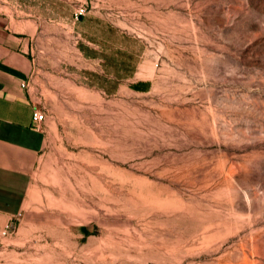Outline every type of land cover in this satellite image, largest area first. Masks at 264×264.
I'll list each match as a JSON object with an SVG mask.
<instances>
[{"label":"rangeland","instance_id":"374dc122","mask_svg":"<svg viewBox=\"0 0 264 264\" xmlns=\"http://www.w3.org/2000/svg\"><path fill=\"white\" fill-rule=\"evenodd\" d=\"M0 4L86 8L104 58L40 62L44 146L0 264H264V0Z\"/></svg>","mask_w":264,"mask_h":264},{"label":"crops","instance_id":"0c3cea01","mask_svg":"<svg viewBox=\"0 0 264 264\" xmlns=\"http://www.w3.org/2000/svg\"><path fill=\"white\" fill-rule=\"evenodd\" d=\"M21 12L0 4V213L9 216L21 210L29 184L28 166L44 146L43 131L32 120L33 109L39 107L30 95L43 72L40 62L62 59L53 56L52 49L63 55L69 53L78 73L82 66L77 61L85 56L90 70L104 69L100 54L85 52L90 49L83 45L85 14L75 20L72 10L65 20L55 21Z\"/></svg>","mask_w":264,"mask_h":264},{"label":"built area","instance_id":"2783aa9c","mask_svg":"<svg viewBox=\"0 0 264 264\" xmlns=\"http://www.w3.org/2000/svg\"><path fill=\"white\" fill-rule=\"evenodd\" d=\"M85 13H86V8L78 7L73 12V17L75 20H77L79 15H84ZM32 120L34 121L35 126H37L38 128L42 127V125L46 120V112L43 109L34 108L32 112Z\"/></svg>","mask_w":264,"mask_h":264},{"label":"water","instance_id":"95a60500","mask_svg":"<svg viewBox=\"0 0 264 264\" xmlns=\"http://www.w3.org/2000/svg\"><path fill=\"white\" fill-rule=\"evenodd\" d=\"M82 17H83L82 15H79V16H78V19H82Z\"/></svg>","mask_w":264,"mask_h":264}]
</instances>
